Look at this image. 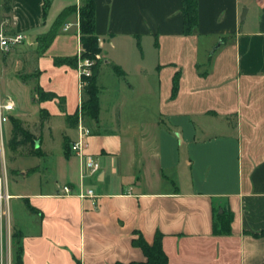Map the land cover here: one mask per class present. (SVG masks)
<instances>
[{
    "label": "crops",
    "instance_id": "crops-1",
    "mask_svg": "<svg viewBox=\"0 0 264 264\" xmlns=\"http://www.w3.org/2000/svg\"><path fill=\"white\" fill-rule=\"evenodd\" d=\"M88 1L50 0L45 17V0H12L10 13L0 2L1 20L8 34L24 35L22 47L36 49L65 8ZM93 1L100 112L86 120L87 153L102 167L82 179L80 157L66 146L78 136L79 73L54 59L80 53L76 12L35 59L40 85L64 97L65 109L59 99H32L48 113L33 139L39 153L31 141L13 146L35 158L20 171L33 186H10L23 264L143 262L134 239L153 244L158 234L169 264H263L264 0H198L192 35L182 0ZM12 116L4 156L5 142L14 145ZM65 184L75 194L62 195ZM88 187L95 200L78 195ZM3 238L0 225V264Z\"/></svg>",
    "mask_w": 264,
    "mask_h": 264
},
{
    "label": "trees",
    "instance_id": "trees-1",
    "mask_svg": "<svg viewBox=\"0 0 264 264\" xmlns=\"http://www.w3.org/2000/svg\"><path fill=\"white\" fill-rule=\"evenodd\" d=\"M3 8L6 12L10 13L12 11V0H1ZM50 6V0H45L44 4V17L47 15ZM79 13L80 18V40L82 48V57H89L95 60V65L93 68V75L88 78V84L84 88L82 96V113L85 120H95L99 118L100 103H99V92L100 89L97 85L98 76V65L99 58L98 54L101 51L98 37L95 33V6L94 1H88L82 4L79 8L76 6H70L65 8L57 17L51 29L45 33L38 35L37 37V47L36 55L40 57L44 55L46 50L49 48L57 34H59L60 29L67 20V18L73 13ZM182 12L184 16V33L187 35H192L197 32L199 17H198V0H182ZM11 18V16H6ZM54 62L56 65L70 64L73 66H78V56L75 57H55ZM116 71L122 74L123 71L120 67L115 66ZM178 87V79H175L174 92L176 93ZM35 100L38 102H43L46 100L59 99V104L62 110L65 109L64 102L65 98L59 96L57 93L45 90L40 83L36 84L34 87ZM41 115L43 119L47 118V111L41 109ZM68 117H71L70 115ZM72 117H75L78 122L79 111ZM14 124V147H18L21 144H25L29 140V131L24 128L21 121H18L14 116H12ZM32 154H38V150H35V141L31 140ZM70 149V146L68 145ZM222 229L226 232H230V218L224 219L222 221ZM18 240V233L15 232L12 236L13 248L12 253H14V264H23L22 262V247ZM134 243L141 247L147 257L146 261L143 262H130L122 263L117 262L115 264H169L168 256L165 253L162 246V237L160 234L153 244H149L140 235L138 238L134 239ZM14 250V252H13ZM264 264V263H263Z\"/></svg>",
    "mask_w": 264,
    "mask_h": 264
},
{
    "label": "rangeland",
    "instance_id": "rangeland-1",
    "mask_svg": "<svg viewBox=\"0 0 264 264\" xmlns=\"http://www.w3.org/2000/svg\"><path fill=\"white\" fill-rule=\"evenodd\" d=\"M1 15H2V11L0 9V22L2 23ZM4 27L8 33H11V30L7 28L8 27L7 25H4ZM21 45L22 44L13 47L10 51L6 53H2L0 56V92L2 93L3 96L11 95L17 101L18 107L22 109V110L16 109L17 114L28 115L27 116L28 119L25 121L22 120L19 115L15 116V118L18 119V121H21L24 128L29 131V140L31 141L33 139H37L40 137L39 134L40 121L41 119L43 120V117L41 115V110H39V105L32 100L35 99L36 94H34V87L36 84H39L38 78L41 75V71L39 70V68H37V65L35 63V59L37 57L35 52L36 50L34 48H24ZM20 83H22L23 85H21ZM56 119L57 118L54 119L55 120L54 122H56V125H59L60 123L58 120L56 121ZM85 122L87 124L86 120ZM9 130H10V124L6 123L4 125L3 142L4 139L5 141L8 139ZM58 137L59 134L58 132H56V142H55L56 147L58 146L57 143ZM68 144L69 143H66V146H68ZM13 146H14L13 142H11L10 145L5 142L4 163L7 169L9 185L12 188L32 187L34 184L33 179H24V176H22V173L20 171L23 169H27V164L29 166H33V164H35V158L29 156L28 158L24 159L25 156L28 155L26 150L25 149L13 150L14 148ZM1 149H0V153H2ZM57 153L58 152L56 149L55 156L57 155ZM17 159L20 162L16 164L13 163V161ZM2 165H3V158L1 159L0 156V174L2 173ZM52 170L53 169L51 167L47 168L45 175H49L50 173H52ZM169 186L170 187L173 186L172 182L169 184ZM15 232H17V230L14 227H12L10 231L11 238L12 236H14ZM5 234H7V237L4 236L2 241V259H3V263L7 264V262L9 263L11 260L10 240L12 239H9L8 231ZM12 259L14 263V253H12Z\"/></svg>",
    "mask_w": 264,
    "mask_h": 264
},
{
    "label": "built area",
    "instance_id": "built-area-1",
    "mask_svg": "<svg viewBox=\"0 0 264 264\" xmlns=\"http://www.w3.org/2000/svg\"><path fill=\"white\" fill-rule=\"evenodd\" d=\"M70 24H67L64 27V30H68ZM24 41V35L21 33L8 34L3 23L0 22V56L2 53L10 51L13 47L22 44ZM82 48L78 55V73H79V92L81 94V100L79 103V117H78V136L75 141L71 143V150L75 152L81 161V178L84 179L88 175L97 174L101 169V163L99 159L87 153L88 137L91 134V129L85 122V118L82 113V96L84 88L88 84V78L93 75V68L95 65V60L89 57H82ZM17 109L16 100L11 96H3L0 92V142L2 148V173L0 174V225L4 231V236L8 231L9 239L11 238V228H12V216H11V200L13 195L10 191V185L7 175V169L4 163V148H3V125L10 121L13 112ZM62 195H72L74 189L71 185L65 184L62 186ZM78 195L80 197H91L94 200L98 196L95 190L91 187H88L84 190H81ZM12 241V240H10ZM11 255V249H10ZM11 257V256H10ZM7 264H11L10 262Z\"/></svg>",
    "mask_w": 264,
    "mask_h": 264
},
{
    "label": "water",
    "instance_id": "water-1",
    "mask_svg": "<svg viewBox=\"0 0 264 264\" xmlns=\"http://www.w3.org/2000/svg\"><path fill=\"white\" fill-rule=\"evenodd\" d=\"M246 10H247V9H244V10H243L242 19L245 18V12H246ZM221 43H222V42L220 41V42L218 43V45H217L215 48H218V47L221 45Z\"/></svg>",
    "mask_w": 264,
    "mask_h": 264
}]
</instances>
